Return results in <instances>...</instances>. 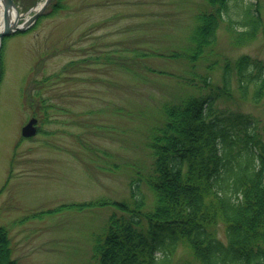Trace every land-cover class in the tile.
<instances>
[{
  "label": "rangeland",
  "instance_id": "rangeland-1",
  "mask_svg": "<svg viewBox=\"0 0 264 264\" xmlns=\"http://www.w3.org/2000/svg\"><path fill=\"white\" fill-rule=\"evenodd\" d=\"M41 1L19 0V23ZM238 1L262 16L256 36L235 44L220 20L215 42L196 58L192 35L208 0H63L65 8L47 6L32 26L1 40L0 226L17 264H98L96 238L120 211L69 204L132 205L129 181L150 169L147 142L164 104L215 97L225 58L264 60V0ZM227 91L209 101L210 112L257 117L264 140V94L255 102L249 84L242 96L234 78ZM31 117L37 133L25 138L20 129ZM139 189L147 204L154 199L143 181ZM145 225L142 217L137 229ZM212 228L224 239L220 221Z\"/></svg>",
  "mask_w": 264,
  "mask_h": 264
},
{
  "label": "trees",
  "instance_id": "trees-1",
  "mask_svg": "<svg viewBox=\"0 0 264 264\" xmlns=\"http://www.w3.org/2000/svg\"><path fill=\"white\" fill-rule=\"evenodd\" d=\"M208 1L210 11L199 13L193 31L192 58L215 42L220 20L238 45L253 39L262 26V16L250 5L233 0V8L243 10L242 19L236 20L229 0ZM48 7L55 12L66 6L63 0H51ZM2 48L3 42L0 54ZM223 61L215 97L189 96L164 104L163 122L147 142L150 169L129 181L132 205L121 200L69 204L111 203L120 211L109 215L96 238L98 264H264V140L259 119L234 109L209 110V101L228 94L232 78L242 96L253 84L252 99L258 101L264 94V60L243 53ZM0 65L1 79V59ZM139 181L154 194L148 204ZM142 217L146 225L137 229ZM218 221L224 239L212 228ZM10 241L0 226V264H17ZM181 244L184 252L173 263Z\"/></svg>",
  "mask_w": 264,
  "mask_h": 264
},
{
  "label": "water",
  "instance_id": "water-1",
  "mask_svg": "<svg viewBox=\"0 0 264 264\" xmlns=\"http://www.w3.org/2000/svg\"><path fill=\"white\" fill-rule=\"evenodd\" d=\"M49 2L50 0H42L41 3L31 8L30 11L33 12L28 15L21 24H18V19L21 14L18 12V8L14 0H3L4 14L6 16H9L12 9H15L16 15L15 19L11 23H9L5 28H2L0 30V40L4 35H8L17 30L23 31L28 28L37 19V17L42 14ZM36 121V118H30L28 122L21 127V135L24 137H30L34 135L36 133Z\"/></svg>",
  "mask_w": 264,
  "mask_h": 264
},
{
  "label": "bare ground",
  "instance_id": "bare-ground-1",
  "mask_svg": "<svg viewBox=\"0 0 264 264\" xmlns=\"http://www.w3.org/2000/svg\"><path fill=\"white\" fill-rule=\"evenodd\" d=\"M16 11L12 9L9 16H6L3 12V0H0V30L5 28L9 23L15 19ZM14 18V19H13ZM17 33V31H15Z\"/></svg>",
  "mask_w": 264,
  "mask_h": 264
}]
</instances>
